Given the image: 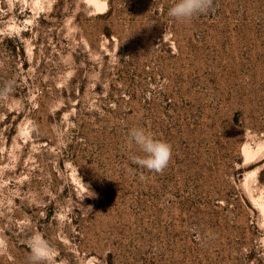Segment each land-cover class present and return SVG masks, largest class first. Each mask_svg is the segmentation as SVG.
Segmentation results:
<instances>
[{
    "label": "rangeland",
    "instance_id": "rangeland-1",
    "mask_svg": "<svg viewBox=\"0 0 264 264\" xmlns=\"http://www.w3.org/2000/svg\"><path fill=\"white\" fill-rule=\"evenodd\" d=\"M111 1L0 0V264L33 232L57 264H264V0L187 25ZM132 126L172 144L163 174L131 164Z\"/></svg>",
    "mask_w": 264,
    "mask_h": 264
},
{
    "label": "clouds",
    "instance_id": "clouds-1",
    "mask_svg": "<svg viewBox=\"0 0 264 264\" xmlns=\"http://www.w3.org/2000/svg\"><path fill=\"white\" fill-rule=\"evenodd\" d=\"M214 0H172L167 15L177 23L190 24L198 16L207 14ZM14 89V82L8 81L0 87V103H7ZM127 145L137 150L130 154L131 164L149 173L163 174L173 159V146L170 142L158 139L154 133L142 126H132L127 132ZM131 171V169H129ZM198 239L202 247L211 246L216 239L212 231L204 232ZM28 252L25 264H57V250L50 240L40 232H33L25 241ZM8 241L0 235V255L9 251Z\"/></svg>",
    "mask_w": 264,
    "mask_h": 264
},
{
    "label": "trees",
    "instance_id": "trees-1",
    "mask_svg": "<svg viewBox=\"0 0 264 264\" xmlns=\"http://www.w3.org/2000/svg\"><path fill=\"white\" fill-rule=\"evenodd\" d=\"M108 1V4H109V6H108V9L105 11V13H103L102 15H97L95 18L96 19H105V18H108V17H110L111 15H112V12H113V6H112V1L111 0H107ZM60 5V1H59V3L58 4H56L55 6H54V9H56V7L57 6H59ZM108 35H109V33H107ZM16 41H18V38L17 37H13V38H5L4 39V41H3V43H5V44H7V45H11L12 43H14V42H16Z\"/></svg>",
    "mask_w": 264,
    "mask_h": 264
}]
</instances>
